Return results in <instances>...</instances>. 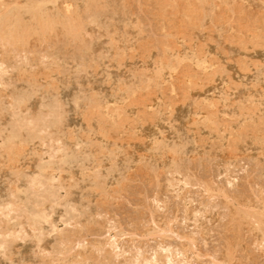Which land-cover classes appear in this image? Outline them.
Instances as JSON below:
<instances>
[{
	"label": "rangeland",
	"instance_id": "obj_1",
	"mask_svg": "<svg viewBox=\"0 0 264 264\" xmlns=\"http://www.w3.org/2000/svg\"><path fill=\"white\" fill-rule=\"evenodd\" d=\"M0 34V264H264V0H0Z\"/></svg>",
	"mask_w": 264,
	"mask_h": 264
},
{
	"label": "bare ground",
	"instance_id": "obj_2",
	"mask_svg": "<svg viewBox=\"0 0 264 264\" xmlns=\"http://www.w3.org/2000/svg\"><path fill=\"white\" fill-rule=\"evenodd\" d=\"M83 8H85V7H83ZM107 8V7H106ZM43 20V19H42ZM2 22V21H1ZM48 22H50V21H48ZM49 26V25H48ZM124 26V25H123ZM122 26V27H123ZM45 27H46V25H45ZM42 29H43V27H42ZM45 29V28H44ZM52 31V30H51ZM68 33V32H67ZM1 35V34H0ZM56 35V34H55ZM68 36V35H67ZM17 40V39H16ZM13 42V41H12ZM110 44V43H109ZM110 47V46H109ZM95 49V48H94ZM104 53V52H103ZM102 61V60H101ZM82 75V74H81ZM97 96V95H96ZM35 117V116H34ZM7 146H8V144H7ZM12 147V146H11ZM168 148V147H167ZM10 151V150H9Z\"/></svg>",
	"mask_w": 264,
	"mask_h": 264
}]
</instances>
